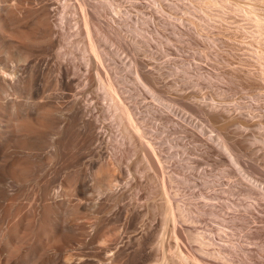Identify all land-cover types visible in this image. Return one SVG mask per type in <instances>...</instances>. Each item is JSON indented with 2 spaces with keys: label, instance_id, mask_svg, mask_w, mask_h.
<instances>
[{
  "label": "bare ground",
  "instance_id": "bare-ground-1",
  "mask_svg": "<svg viewBox=\"0 0 264 264\" xmlns=\"http://www.w3.org/2000/svg\"><path fill=\"white\" fill-rule=\"evenodd\" d=\"M63 1L64 7L72 6L70 0ZM50 3L41 0L32 10L0 0V264H117L127 226L112 224L105 230V199L118 206L117 214L125 212V219L131 217L132 210L140 206L132 195L133 200L123 204L128 186L138 191L145 188L152 197L162 195L163 201H152L147 211L160 216L162 229L172 222L176 226L175 241H168L169 251H162L160 263L188 260L190 264L192 256L181 241L184 230L177 223L183 220V208L176 201L175 179L170 174L169 131L150 128L157 122L182 124L181 129L200 141L207 153L218 155L231 176H239L236 190L254 197L264 209V179L254 174L264 175V164L248 159L253 153L264 154V133L257 134V141L250 139V131L242 124L247 114H233L224 104L189 100L182 91L176 97L168 94L172 87L165 80L162 84L164 73L142 57L144 51L155 54L162 50H155V43L138 34L132 22L105 17V0H76L79 16L70 26L58 22ZM114 44L134 50L136 75L129 77L124 72L122 60L114 55ZM189 78L194 96L203 88L223 89L202 73ZM129 80L137 86L126 87ZM243 84L264 88L263 79ZM142 92L167 106L176 101L203 114L198 115L211 126L210 136L204 124H183L177 113L164 112L159 104L149 113L142 106ZM105 108L119 137L113 138L105 130ZM105 163L113 170L105 171ZM178 167L183 172L190 169L187 164ZM135 172L141 173L144 183H132L128 178L124 182ZM224 209L213 205L207 212L216 215ZM253 216L264 221L258 213ZM261 234L256 231L250 236ZM221 247V251L236 252L226 244ZM246 256L256 259L251 252ZM211 261L204 264H214ZM255 261L264 264V258Z\"/></svg>",
  "mask_w": 264,
  "mask_h": 264
},
{
  "label": "rangeland",
  "instance_id": "rangeland-1",
  "mask_svg": "<svg viewBox=\"0 0 264 264\" xmlns=\"http://www.w3.org/2000/svg\"><path fill=\"white\" fill-rule=\"evenodd\" d=\"M74 1L76 6V0H70L72 6L68 8L64 7L65 1L63 0L51 1L53 5L51 6L50 3V9L53 10L52 14L57 12L54 17H57L58 22L64 21L68 26L75 23L79 12H77V6L73 5ZM9 3H11L10 5H18V7L22 6L34 10L37 6H40L41 0H9ZM140 4L148 6H144V8L140 7ZM105 11H107L105 17L109 19L114 18L132 22L137 28L138 34L149 38L152 43H155L153 44L155 50H162L161 53L155 54L144 51L142 57L145 58L149 66L158 72L162 71L164 73L161 79L162 84L165 80L166 85L172 87L168 90V94L176 97L182 91L184 95L191 97L189 99L187 96L189 100L193 98L192 100L203 103L227 105L231 107L233 114L248 115L247 120H245L246 123L242 124H245L243 126L248 132L250 131V133H247L250 134L252 141H257L261 135L260 133H264V88L256 89L243 84L245 80L250 79L261 81L263 79L264 81V0H105ZM260 19L262 20L260 21ZM125 28H129L128 25H125ZM178 29L183 30L185 33L181 35L177 32ZM162 31L166 32L163 34ZM177 42L179 43L178 46ZM168 45L172 47L166 49ZM113 46L114 55L121 59L125 66L124 72L127 75L129 74V77L132 74L136 75L135 59L133 58V56L135 57L134 50L131 52L130 48L126 49V47H119L116 44ZM182 60L184 61L181 62ZM121 72L120 70V74H122ZM200 73L206 79L217 85L219 84L223 89L212 91L210 88H203L201 93L199 92L200 94L197 93L198 95L194 96L196 93L191 92L192 88L189 87L191 83L189 75L194 76ZM242 74L247 76L243 77ZM127 82L129 84L126 87L137 86L133 80ZM188 91L191 96L186 94ZM140 97L142 106L149 113L155 109L154 105L159 104L160 107H165H162L164 112L177 113V117L183 124L191 126L196 123L204 124L208 128V135L210 136L211 126L207 120L204 121V117H199L203 114L189 111L188 107L176 101H173L171 106H167L155 99L150 93L146 95L142 92ZM108 113L107 108H105V130L109 136L119 137L118 127ZM153 126H150V128L155 131H169V135L166 137L167 140H165L172 147L170 162L172 172L170 174L175 179L173 180V186L174 191H177L174 192L176 201L178 200L177 203L183 208V222L178 221L177 223L179 226L181 224V228L184 230L183 237L186 234L184 241L183 237H181V241L185 245L183 247L186 248L187 254L192 256L190 257L193 260H191V263L195 259L193 264H204L208 260H214L211 261L214 264H257L256 259L264 258V221H257L258 219L252 217V215L255 212L264 216L262 205L254 197L236 190L239 184V176H231L227 171L228 166L218 161V155L207 153L200 141L188 136L181 129H184L182 124L179 122H176V124L157 122ZM251 132L253 135L255 134V137ZM248 156H250L248 157L249 160H255L254 162H259L261 165L264 164V154L262 155L261 152ZM194 160H198V162ZM183 164L190 166L187 172H183L178 167ZM112 167L105 163V171L113 170ZM135 173L130 177L128 175L124 182L128 178L127 181L144 183L141 173ZM254 174L264 179V175L261 176L260 172ZM245 179L248 180V178ZM131 188L132 186H128V192L122 202L123 204H129L133 200L132 196L138 201L140 207L134 209V212L132 210V218L125 219V212L122 215L117 214L118 206L105 199V230L112 224H125L127 226L123 232L124 243L122 242L120 245L124 247L117 254L116 262L117 264H159L163 261L164 253L169 251L168 243L175 241L173 237L176 226L173 222L169 224L172 225L173 232L169 225L162 229L160 216L154 214L151 210L147 211V207L152 201H163L162 195H157L156 198L153 196V198L145 188L141 191ZM215 193L219 194L216 195ZM213 205L216 207L223 206L225 209L221 213L213 215L207 212V208ZM233 214H239V216L235 218ZM179 226L177 225V229ZM256 231L262 234L251 237L250 235ZM169 233L171 235L173 233V235L169 237ZM223 244L236 249V252L221 251ZM160 251L164 253L161 255ZM247 252L254 254L256 259L247 258ZM158 256H161V259ZM182 264H189V261L187 260Z\"/></svg>",
  "mask_w": 264,
  "mask_h": 264
}]
</instances>
